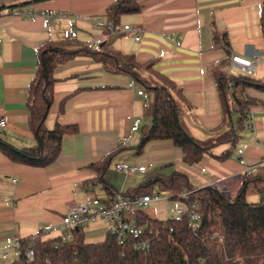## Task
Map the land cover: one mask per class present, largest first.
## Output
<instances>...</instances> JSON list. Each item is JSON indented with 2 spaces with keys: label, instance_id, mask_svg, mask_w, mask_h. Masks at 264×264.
Listing matches in <instances>:
<instances>
[{
  "label": "crops",
  "instance_id": "obj_1",
  "mask_svg": "<svg viewBox=\"0 0 264 264\" xmlns=\"http://www.w3.org/2000/svg\"><path fill=\"white\" fill-rule=\"evenodd\" d=\"M112 1L0 0V115L9 120L0 128L4 140L16 147L35 142L28 125L27 100L37 47L47 40L67 41L71 48L79 47L95 34L94 19L108 20L105 8ZM261 3L262 0H140L138 12L119 18L120 23L142 26L139 39L113 34L106 50L132 54L139 64L152 62V70L140 74L152 80L158 79L157 74L171 79L180 88L175 98L189 133L199 140L213 138L229 124L222 120L218 91L208 71L209 63L225 56V49L213 44L211 30L226 32L230 54H259L251 76L263 78ZM15 6L52 8L90 18L75 21L58 16L49 23L31 21L10 14L8 9ZM72 28L77 29L75 38L69 36ZM231 67L229 62L228 73ZM53 75L57 80L45 125L51 128L57 121L76 123L78 129L63 137L57 158L45 166L15 162L0 151V264H10L17 257L14 236L61 235V217L71 203L108 195L95 179L96 170L90 163L115 150L104 173L113 193L133 189L141 177L143 181L153 172L172 170L185 173L193 187H224L231 197L247 178L264 179V90L245 87L244 95L254 102L242 112H231L236 134L232 145L228 141L215 144L198 162L186 164L181 149L167 139L149 141L136 151L140 131L149 125L151 117L146 109L148 101L137 93L145 89L129 73L109 71L91 55L80 53L56 65ZM134 118L140 122L132 131ZM125 137L128 139L123 141ZM240 148L244 163L238 161ZM227 151L226 156L218 157ZM117 162L150 166L145 172L124 178L115 169ZM118 177L126 181L133 177L128 184L134 186L126 188ZM262 195L264 189L260 192L249 185L248 200H258ZM167 199H172L169 194ZM174 200L176 204L178 200ZM147 207L140 214L158 218L147 213ZM80 227L85 241H98L104 238L108 222L99 218Z\"/></svg>",
  "mask_w": 264,
  "mask_h": 264
},
{
  "label": "trees",
  "instance_id": "obj_2",
  "mask_svg": "<svg viewBox=\"0 0 264 264\" xmlns=\"http://www.w3.org/2000/svg\"><path fill=\"white\" fill-rule=\"evenodd\" d=\"M140 7V0H113L105 8V14L108 20L119 23L121 15L138 12ZM260 11L264 37V0ZM211 33L213 44L225 49V56L209 63L208 71L216 84L222 120L229 124L216 137L199 140L189 133L182 120L181 105L175 98V95H180V88L165 76L157 74L158 79L152 80L140 74V71L151 69L152 62L139 64L132 54L108 50L95 52L83 44L71 48L67 41L47 40L36 49L35 70L28 84L27 117L35 142L30 146L16 147L0 136V151L12 161L31 166H45L57 158L63 137L77 132L78 128L76 123L58 121L51 128L45 125L57 80L53 70L56 65L80 53L91 55L109 71L129 73L145 89L151 123L142 127L136 151L149 141L167 139L181 149L182 160L186 164H193L205 153H210L215 144L228 141L232 145L236 134L231 112H242L254 102L244 95V89L253 86L264 90V77L228 73L230 48L226 32L212 29ZM115 151L90 163L96 170L95 179L108 194L106 196L113 194V186L104 173ZM249 185L261 192L264 179L256 176L247 178L237 194L228 198L213 185L193 187L181 171L153 172L133 189H126L125 194H146L156 188L167 192L170 198L178 199L180 192L189 191L187 198L197 200L200 214L196 228L187 226L185 216L181 221L173 222L169 218L163 221L140 214L138 222L147 226L149 238V247L142 251L134 249L132 241L119 243L109 230L103 239L92 242L84 240L80 226L71 230L69 238L62 235L43 238L37 233L19 238L17 257L10 264H264V195L255 201L248 200ZM180 200L183 201L182 198ZM167 224L173 226L172 231L167 229ZM149 228L151 232H148ZM28 248L33 250L31 258L25 256Z\"/></svg>",
  "mask_w": 264,
  "mask_h": 264
},
{
  "label": "built area",
  "instance_id": "obj_3",
  "mask_svg": "<svg viewBox=\"0 0 264 264\" xmlns=\"http://www.w3.org/2000/svg\"><path fill=\"white\" fill-rule=\"evenodd\" d=\"M10 14L17 17L26 18L31 21L40 19L44 23H49L54 17L63 16L71 18L73 20L89 19L90 16L86 14L78 15L75 13L62 12L52 8L37 9L34 6L22 8L21 6L10 7L8 9ZM93 25L96 29L95 34L91 38H87L83 41V46L91 51L101 52L108 47V41L111 35L117 34L124 37L131 36L135 40L139 39V33L142 30V26L136 23H113L111 20L102 21L98 18L93 20ZM165 35V34H163ZM71 38L77 36V29L72 28L69 32ZM230 66H234L247 74H252L255 65L260 60L259 54H254L250 57H245L238 54H230ZM230 86V83H227ZM132 86V83H129ZM137 93L142 95L144 100H147L148 95L143 89H138ZM140 119L134 118L130 129L132 131L138 128ZM9 123V120L0 115V128H3ZM128 138H123L126 141ZM240 155L243 149H237ZM240 163H244V159L240 155L238 157ZM150 164H128L125 162H117L115 169L118 174L126 178L129 175H133L137 172H145ZM14 181V179H13ZM215 186L221 193L228 198L229 191L227 188ZM189 191H182L178 194V202L172 207V215L168 218L173 222H178L186 217L187 226L191 229L196 228L200 220V214L197 210V200L195 198H187ZM160 198L159 193H146L140 195H130L122 192L115 191L111 196L97 197L94 196L86 202L71 203L67 210L61 217V231L62 236L69 238L71 236V230L74 227L85 225L86 223L102 219L108 222V230L114 234L116 240L119 243H126L132 241L134 249L142 251L149 247V238L146 235L145 224L139 223L137 217L143 209H145L151 202L157 201ZM185 200V201H184ZM165 225V224H164ZM169 231L173 230L171 224H167ZM152 229L149 228L148 232ZM156 231V230H155ZM19 237L14 236L13 244L18 246ZM25 256L31 258L33 256V250L28 248L25 251Z\"/></svg>",
  "mask_w": 264,
  "mask_h": 264
},
{
  "label": "rangeland",
  "instance_id": "obj_4",
  "mask_svg": "<svg viewBox=\"0 0 264 264\" xmlns=\"http://www.w3.org/2000/svg\"><path fill=\"white\" fill-rule=\"evenodd\" d=\"M230 72L231 73H233V74H238V73H243V74H247L246 72H244V71H241L240 69H238V68H236V67H234V66H232L231 68H230ZM251 75V74H250ZM146 118H149V116L148 115H146ZM146 118H145V120H146ZM149 120H150V118H149ZM150 122V121H149ZM151 123V122H150ZM149 123V124H150ZM137 176V175H136ZM119 179H120V181H121V183H122V185H126L125 187L127 188V187H131V186H136V185H138L141 181H142V179H143V177H141L137 182H136V184H134V185H129L128 184V182H130L131 181V178L133 179V177H131L129 180H125L123 177H118ZM128 184V185H127ZM134 186V187H135ZM152 194L153 193H159V195H160V198L157 200V201H155V202H152V203H150L149 204V206L147 207V213H149L151 216H153V217H158V218H160V219H162L163 221H166V219L169 217V216H171L172 215V207H174L175 206V200L174 199H167V196H168V194L165 192V191H160V190H158V189H156V188H154L153 190H152V192H151ZM223 194V193H222ZM224 195V194H223ZM225 196V195H224Z\"/></svg>",
  "mask_w": 264,
  "mask_h": 264
},
{
  "label": "water",
  "instance_id": "obj_5",
  "mask_svg": "<svg viewBox=\"0 0 264 264\" xmlns=\"http://www.w3.org/2000/svg\"><path fill=\"white\" fill-rule=\"evenodd\" d=\"M75 228L77 229V226Z\"/></svg>",
  "mask_w": 264,
  "mask_h": 264
}]
</instances>
